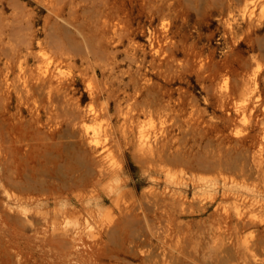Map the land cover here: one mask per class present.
Here are the masks:
<instances>
[{
  "label": "rangeland",
  "instance_id": "1",
  "mask_svg": "<svg viewBox=\"0 0 264 264\" xmlns=\"http://www.w3.org/2000/svg\"><path fill=\"white\" fill-rule=\"evenodd\" d=\"M7 129L0 264H264V0H0Z\"/></svg>",
  "mask_w": 264,
  "mask_h": 264
},
{
  "label": "bare ground",
  "instance_id": "2",
  "mask_svg": "<svg viewBox=\"0 0 264 264\" xmlns=\"http://www.w3.org/2000/svg\"><path fill=\"white\" fill-rule=\"evenodd\" d=\"M88 43H89V40H88ZM66 52L67 51H65L63 47L59 50V53L57 55L58 63L65 61V59H66L65 53ZM34 86H35L34 89L36 90L38 95H46L49 98H50V96H52L55 93H56V96L58 98L59 97L61 98V96L65 98V96L67 95V92H66L67 87H65L66 83L61 78V76L57 73H54L53 70H49V69H42L41 70L40 69L36 73V82H35ZM136 89L139 90L138 86H135V90ZM57 93H58V95H57ZM66 99H68V98H66ZM25 143L30 145V143L28 141H24V138H23L22 134L20 133V131L7 129L4 133H0V187L3 188L7 198L9 200H12L13 202H15L17 205H22V206L23 205H29V204H36L37 205V204L41 203L39 198L37 196L30 195L29 190L27 188L21 187L20 193H15V194L9 193L8 190L6 189L7 187H10L9 184H15V183L17 184V182H19L20 180L22 181V179H21L22 178V171H23L22 161L24 160L26 154L29 152L27 150V148L25 151H22V148H23L22 144L25 145ZM30 146H32V144ZM41 156H43V154ZM52 163L54 164V162H52ZM46 167H48V166H46ZM26 169H27V167H26ZM28 183H30V182H28ZM5 207H6V203L0 200V213L1 214L5 215V209H6ZM57 212L58 211H56V212L54 211L53 212L54 214L51 215L52 216L51 220H50L51 226L54 229L51 232L58 230L57 233H68L69 230L66 227V223L61 224L62 221H61V219L58 218ZM218 216H219V214H218ZM218 216H217V218H218ZM245 223L250 224V223H255V221L251 218H248L246 220V222H244V224ZM76 227H77V225H76ZM79 227H77L78 229H71L70 233H72L73 235H80L82 228H79ZM247 230L249 231V229H247ZM251 233L253 236L252 230H251ZM248 234H245V236L243 235V237L237 236V240L239 239V241L237 244L235 243L238 248L242 249V254L244 255V257L246 256V254H248L247 252L251 250V245L254 244V243L250 242L249 237H252V236H249L250 234L249 235ZM54 235H55V233H54ZM252 239H253V237L251 238V240ZM225 240H226V238H225ZM254 249H256V248H254ZM254 258H256V257H254ZM257 259H258V257H257ZM259 259H258V261L261 262V258H259Z\"/></svg>",
  "mask_w": 264,
  "mask_h": 264
}]
</instances>
